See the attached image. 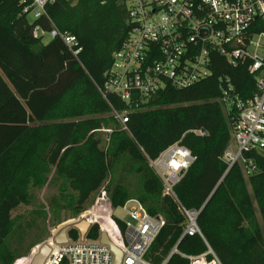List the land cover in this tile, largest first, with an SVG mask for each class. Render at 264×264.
Segmentation results:
<instances>
[{
	"label": "trees",
	"instance_id": "16d2710c",
	"mask_svg": "<svg viewBox=\"0 0 264 264\" xmlns=\"http://www.w3.org/2000/svg\"><path fill=\"white\" fill-rule=\"evenodd\" d=\"M23 7L22 0H0V264H16L49 238L44 229L30 241L48 217L43 204L27 220L13 213L34 206L33 192L50 186L60 190V200L69 196L65 205L52 199V210L71 211V219L103 188L114 210L136 200L148 215L164 220L148 254L153 264L175 247L187 256L210 247L221 264H264V165L249 179L238 165L226 173L232 121L217 102L226 75L241 97L253 96L255 79L247 67L218 58L213 77L183 90L167 87L141 105L145 110L131 113L123 130L111 114L128 106L114 95L104 99L99 90L129 33L120 0H58L32 23ZM53 29L77 38V58L59 38L44 43L35 35ZM93 115L102 118H88ZM102 123L112 130L105 151L91 138ZM199 130L206 134H195ZM177 142L195 162L174 198L164 193L149 161ZM181 207L201 210L202 236H183ZM114 219L124 231L125 222ZM68 234L79 238L76 229ZM87 237L98 239L99 226ZM167 264L190 263L174 253Z\"/></svg>",
	"mask_w": 264,
	"mask_h": 264
},
{
	"label": "built area",
	"instance_id": "2783aa9c",
	"mask_svg": "<svg viewBox=\"0 0 264 264\" xmlns=\"http://www.w3.org/2000/svg\"><path fill=\"white\" fill-rule=\"evenodd\" d=\"M57 1L22 0L23 13L35 21ZM120 3L127 13L129 33L113 55L107 81L99 89L104 99L114 95L128 106L123 112L113 111V118L126 130L129 115L145 110L141 105L167 87L183 90L213 77L218 58L233 68L245 66L255 79L253 96L241 97L231 77L226 75L219 80L222 93L217 102L232 121L231 135L235 142L234 152L228 151L225 156L226 173L238 165L246 179L257 174L264 165V0H120ZM44 34L59 38L74 57L80 54L74 35L57 29L35 32L36 36ZM195 134L204 135L201 130ZM149 162L163 183L164 193L175 198L174 188L195 158L177 142ZM129 203L135 204L127 210L135 225L125 223L122 231L102 189L96 206L73 221L78 224L89 220L91 227L98 225V239L87 237L89 229L84 238L80 234L77 240L68 238L65 245L51 242V253L44 264H61L63 260L67 264H113L114 254L100 242L102 233L122 251L121 264H153L148 254L165 221L148 215L136 200L123 208ZM180 210L187 220L183 236H202L197 224L201 210L183 207ZM174 253L190 264H221L210 247L198 256L181 254L176 247L170 256ZM170 256L161 264H167Z\"/></svg>",
	"mask_w": 264,
	"mask_h": 264
},
{
	"label": "rangeland",
	"instance_id": "374dc122",
	"mask_svg": "<svg viewBox=\"0 0 264 264\" xmlns=\"http://www.w3.org/2000/svg\"><path fill=\"white\" fill-rule=\"evenodd\" d=\"M28 20L30 23H32L34 21L33 17L30 15L28 17ZM50 40V36L47 34L43 35V42L44 43H48ZM108 116H104V119L107 120ZM89 119H101L102 117H100L99 115H93L88 117ZM111 129H109L104 123H102L101 127L99 129H97L94 134L91 136V138H93V141L96 142L98 148H100L102 151H105V148L108 144L107 140L109 137V134ZM232 139V137H231ZM235 150V142L233 140H231V148L229 150V152H234ZM103 189V188H102ZM101 189V190H102ZM100 190V191H101ZM35 195V199L36 202L34 204V206H28V207H24L21 206L20 208H18L14 213H13V217L16 216H21L24 219L23 220H27L30 216L31 211L33 210V208L37 205V204H43L46 208H47V212H48V217L46 220H42L41 222H39L40 225V232L38 233L36 230L34 231V233L31 234V238L30 241H33V239H35V237L37 235H44V229H46L47 234L45 238H47L49 236V238H47L45 240V242H43L41 245L47 243V241L52 242V239L55 235H57L64 227H66L67 225L71 226V230L73 229V221L76 219L72 218V212L68 211V210H60V211H53L52 207H51V202L52 199H57L58 201H61L62 205H65L68 201V197L60 200L61 198V194H60V190L57 187H46L40 191L36 190L33 192ZM67 194H72L73 196L76 195L75 192H73L72 190H68L66 192ZM101 196V192H98L96 195H94L93 198L90 199V201L87 204V208L86 211L88 210H92L95 206H96V200ZM135 206V204L133 203H129L127 205V207L125 208H118L114 210L113 216L115 218H118L122 221H124L125 223L131 224V225H135V222L133 220H131V218L128 215V209L130 210L131 208H133ZM84 211V212H86ZM259 217V215H258ZM260 219V218H259ZM91 220V217H90ZM89 221V220H88ZM43 232V233H42ZM36 235V236H35ZM68 238H69V234H68ZM73 240V239H71ZM29 241H28V245H29ZM27 247V244L24 246V249ZM38 248V247H37ZM36 248V249H37ZM36 249H34L32 251L31 254H29L28 259L23 258L20 259L19 261L16 262V264H30L32 258L34 257V253L36 251ZM32 255V256H31Z\"/></svg>",
	"mask_w": 264,
	"mask_h": 264
},
{
	"label": "water",
	"instance_id": "95a60500",
	"mask_svg": "<svg viewBox=\"0 0 264 264\" xmlns=\"http://www.w3.org/2000/svg\"><path fill=\"white\" fill-rule=\"evenodd\" d=\"M204 134H206L205 131H203ZM184 173H181L183 175ZM160 218V217H158ZM161 219V218H160ZM71 225V224H70ZM67 225L64 227L57 235H55L52 239V242L56 245H65L69 242L68 239V233L71 230V226ZM73 229H76L81 238H84L88 232V230L91 227V223L89 221H81L78 224H73ZM100 242L104 245H108L109 248L111 249L112 253L114 254V263L113 264H121L122 260V251L115 246L112 242L109 241L107 235L105 233L101 234V239ZM51 242L47 241V243L38 246V251L36 255L33 257L32 261L30 264H44L46 259L51 253ZM32 253V252H31Z\"/></svg>",
	"mask_w": 264,
	"mask_h": 264
},
{
	"label": "bare ground",
	"instance_id": "6f19581e",
	"mask_svg": "<svg viewBox=\"0 0 264 264\" xmlns=\"http://www.w3.org/2000/svg\"><path fill=\"white\" fill-rule=\"evenodd\" d=\"M37 251H38V248L36 249V251H35V253H34V256L36 255V253H37ZM32 256V255H31ZM26 259H28V258H26ZM33 259V258H32ZM32 261V260H31ZM31 263V262H30Z\"/></svg>",
	"mask_w": 264,
	"mask_h": 264
}]
</instances>
